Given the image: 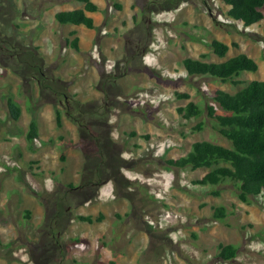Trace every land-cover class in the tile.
<instances>
[{
	"label": "rangeland",
	"instance_id": "374dc122",
	"mask_svg": "<svg viewBox=\"0 0 264 264\" xmlns=\"http://www.w3.org/2000/svg\"><path fill=\"white\" fill-rule=\"evenodd\" d=\"M93 1L100 11L88 30L55 20L82 8L77 1L0 0V264H264V195L242 203L230 182L196 184L207 170L165 164L196 142L231 147L207 107L216 91L264 81V19L246 28L226 0ZM213 40L230 46L227 58L213 54ZM241 53L259 70L239 86L182 67ZM189 102L202 115L187 121L178 108ZM33 120L41 135L31 148ZM94 178L109 180L84 186ZM221 206L227 217L216 220ZM100 214L93 225L78 220ZM220 244L237 247V258L219 259Z\"/></svg>",
	"mask_w": 264,
	"mask_h": 264
},
{
	"label": "trees",
	"instance_id": "16d2710c",
	"mask_svg": "<svg viewBox=\"0 0 264 264\" xmlns=\"http://www.w3.org/2000/svg\"><path fill=\"white\" fill-rule=\"evenodd\" d=\"M83 4V8L72 11H61L55 14V19L60 25L82 26L88 30L95 29V19L88 14L100 11V7L92 0H75ZM229 6L228 16L234 21L241 22L246 28L257 25L264 19V0H226ZM121 10V6H116ZM75 33L72 32L71 35ZM234 47H239L234 43ZM71 47L80 50L79 38L71 42ZM211 50L219 59H225L230 51V46L213 40L210 43ZM183 69L191 76H209L223 83H232L234 86L243 85L237 80L243 73H257L259 66L256 61L246 54H239L226 59L223 62H205L202 60L186 58L182 62ZM178 99L188 100L187 93H176ZM214 105L207 107L208 117L214 121L218 134L226 139L231 147L214 144L208 141L196 142L191 151L178 159L165 161L167 168L207 170L208 172L196 184L200 186H219L224 182L232 183L236 188L238 199L242 203H249L251 198L257 199L264 195V81H251L245 87L231 94L225 91H216L213 97ZM8 110L14 121L21 117V107L12 98L7 101ZM178 113L185 119L191 120L202 115L201 108L194 102H189L184 107L178 108ZM69 114V113H68ZM61 113L56 111L57 125L62 127ZM204 125L201 123L195 130L201 131ZM131 137L137 133L130 134ZM146 139L148 136H145ZM40 138L37 121L29 124L26 139L32 148ZM111 145V142H109ZM107 146L110 148V146ZM112 147L111 149H113ZM66 156L62 154L61 161ZM120 159V158H119ZM104 164V161L101 165ZM96 175V174H94ZM99 177L97 174L95 178ZM94 179L86 182V187H101L106 181L100 180L92 184ZM74 188L73 185L69 186ZM219 196V191H214ZM30 215L27 212V218ZM227 217V209L223 206L214 208L213 218L223 220ZM82 223L93 225L104 220L100 214L97 219L92 216H79ZM238 256V249L233 245H219L218 258L224 262H231ZM115 264V262H110Z\"/></svg>",
	"mask_w": 264,
	"mask_h": 264
},
{
	"label": "crops",
	"instance_id": "0c3cea01",
	"mask_svg": "<svg viewBox=\"0 0 264 264\" xmlns=\"http://www.w3.org/2000/svg\"><path fill=\"white\" fill-rule=\"evenodd\" d=\"M74 1L75 0H73V5H75L74 4ZM93 1V0H92ZM94 2V1H93ZM96 3V2H95ZM97 4V3H96ZM98 6H99V4H97ZM83 8V7H82ZM75 9H77V7L76 8H74V6H73V8L72 9H65V10H61V11H72V10H75ZM81 9V8H80ZM61 11H58V12H61ZM58 12H56V13H58ZM55 13V14H56ZM95 14V13H94ZM94 14H88L89 16H91V17H93L94 18ZM95 19V18H94ZM56 20V19H55ZM73 27H82V26H73ZM84 28V27H83ZM84 29H86V28H84ZM70 45H71V42H70ZM38 127H39V124H38ZM39 134L41 135V131H40V127H39ZM101 205V204H100ZM104 221V220H103Z\"/></svg>",
	"mask_w": 264,
	"mask_h": 264
}]
</instances>
